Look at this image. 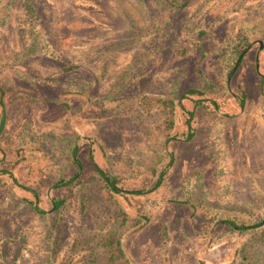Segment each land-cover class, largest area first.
<instances>
[{"label": "rangeland", "instance_id": "obj_1", "mask_svg": "<svg viewBox=\"0 0 264 264\" xmlns=\"http://www.w3.org/2000/svg\"><path fill=\"white\" fill-rule=\"evenodd\" d=\"M260 45L264 0H0V264H264Z\"/></svg>", "mask_w": 264, "mask_h": 264}, {"label": "flooded vegetation", "instance_id": "obj_2", "mask_svg": "<svg viewBox=\"0 0 264 264\" xmlns=\"http://www.w3.org/2000/svg\"><path fill=\"white\" fill-rule=\"evenodd\" d=\"M250 52H251V47H246V48L244 49V51H243V53H242V55H241V57H240L239 62L237 63L236 67L233 69V71H231V73H230V75H229V80L233 79V77H234V73L236 72L238 66H239L240 63H241V62L247 57V55H248ZM259 53H260V55L258 54V55H257V58H256V59L258 60V64L256 65V68H257V72L259 73L260 77L263 78V77H264V73H261V72H260V69H261L260 64H261V59H262V58H260L259 56H261V54H264V47H263V46L261 47V45H260ZM0 78H1V76H0ZM56 79H57V78H56ZM1 86H2V85L0 84V100H1V102H5L6 98H11L12 95H11V93L8 91V89H5L3 86H2V87H1ZM3 88H4V89H3ZM58 88H60V87H52V90L57 91ZM192 93H195V92L193 91ZM192 93H190V94H192ZM68 95L71 96L70 93H69ZM57 96H58V98H55L54 100H52V101H54L53 103L58 102V101L61 100V94H57L56 97H57ZM188 96H189V93L186 94V96L183 95V96L181 97V99H180V105H181V108H184L183 110H184L186 113H190L191 118H193V117H194V111H188V110L185 109V107H183V106H184V105H183V101H184ZM200 102H202V101L194 102V106H199V104H204L203 102H202V103H200ZM240 103H241L242 105H244V100L241 99V102H240ZM213 104H214L216 107H218V105H217L216 102L213 101ZM4 112H5V114H6V124H5V128H4L3 132L0 134V138H1V136L4 134L5 129H6V127H7V123H8V115H7V111H6L5 108L2 109V117H3V113H4ZM1 120H2V118H1ZM1 120H0V123H1ZM52 122H54V121H51V123H52ZM187 125H188V132H187L188 134H187V138L189 139V138L193 137L192 121H190V120L188 119V123H187ZM190 136H191V137H190ZM78 151H79V150H78V146H75L74 149H73V156H74V161H75L76 165L78 166V170H79L78 173L75 174V176H74L73 178H70V179H68L67 181H61V182H58L59 184L57 183L58 185L56 184V186H54V188H65V187L71 185V184H72V183H73V182H74V181L80 176V174H81V167H82V164H81V161H79V159H77ZM90 159H91V161H92V163H93V166H94L95 170L98 172V174L101 176V178L105 181L106 184H107V182H106L105 178L101 175V173H100L98 170L103 171V172L105 173V175H106L107 177H109V179H110L111 182L115 185V187H116L117 190H114V189L111 188L108 184H107V186H109L110 189H111L113 192L117 193V194H120V195H121V194H127V195H128V194H130V195H140V194H146V193L149 194V193H151V191H153L155 188H159L160 185H161L162 177H159L158 180H157V182H156V186H155L153 189H151L150 191H148V192H143V191H139V190L126 191V190H124V189L118 187L116 179L113 178V177H111V176H109V175H108L103 169H101V168L97 165V163H96V161H95V157H94V155H93L92 152L90 153ZM0 173H2V171H0ZM5 173H6V174L4 175V177H8V179L10 180V182H11L13 188H15V189H20V190H24V191H26V192H29L30 194H32V195L35 197L36 201H35V203H33V207H34V210H35L36 212H38V213H48L47 211L43 210V209L40 207V205H39L40 196H39L38 192H36L34 189H30V188H28V187H25L22 183H20V181L17 179L16 175H14V174H9V173L6 172V171H5ZM6 175H8V176H6ZM26 201H27V200H26ZM37 202H38V203H37ZM51 203H52V209H51L52 211H51V212H55V211L58 210V209L61 207V205H62V202H61V201H56V200H51Z\"/></svg>", "mask_w": 264, "mask_h": 264}, {"label": "trees", "instance_id": "obj_3", "mask_svg": "<svg viewBox=\"0 0 264 264\" xmlns=\"http://www.w3.org/2000/svg\"><path fill=\"white\" fill-rule=\"evenodd\" d=\"M98 171L105 178L107 184L114 190H117L115 185L109 179V177H107L103 171ZM226 224L233 230L245 231L249 228L246 226H238V224L232 221H227ZM256 241L260 244H264V232L260 234ZM104 250V259L101 264H129L128 261L125 260L124 252L121 248V241L119 239L114 238L112 236L108 237L107 240L104 242ZM250 259V257H244V260L241 264H247V261H251Z\"/></svg>", "mask_w": 264, "mask_h": 264}, {"label": "water", "instance_id": "obj_4", "mask_svg": "<svg viewBox=\"0 0 264 264\" xmlns=\"http://www.w3.org/2000/svg\"><path fill=\"white\" fill-rule=\"evenodd\" d=\"M5 124H6V114L5 112L3 113V117H2V120H1V123H0V134L3 132L4 128H5ZM264 226V221L256 226V227H250V229H253V228H261Z\"/></svg>", "mask_w": 264, "mask_h": 264}]
</instances>
